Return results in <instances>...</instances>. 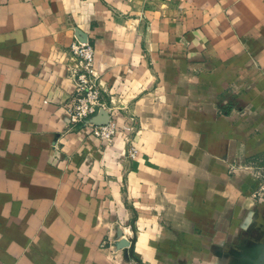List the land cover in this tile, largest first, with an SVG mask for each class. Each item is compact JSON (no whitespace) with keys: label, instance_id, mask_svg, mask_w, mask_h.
<instances>
[{"label":"crops","instance_id":"obj_1","mask_svg":"<svg viewBox=\"0 0 264 264\" xmlns=\"http://www.w3.org/2000/svg\"><path fill=\"white\" fill-rule=\"evenodd\" d=\"M79 33L109 147L65 110ZM262 165L264 0H0V264H119L116 225L131 264H264Z\"/></svg>","mask_w":264,"mask_h":264},{"label":"built area","instance_id":"obj_2","mask_svg":"<svg viewBox=\"0 0 264 264\" xmlns=\"http://www.w3.org/2000/svg\"><path fill=\"white\" fill-rule=\"evenodd\" d=\"M70 57L75 60L76 65L69 68V78L74 85V93L65 105L69 122L72 127L83 126L89 133L98 139L105 147L113 144L119 135V130L112 117L111 109L99 88L97 76L94 70V49L86 38L76 34L74 41L69 46ZM102 112L108 114V121L97 124V119ZM130 129V128H127ZM124 157L132 160L137 156V150L133 145L132 137L124 138ZM255 177L262 182L256 196L264 195V165L254 168Z\"/></svg>","mask_w":264,"mask_h":264},{"label":"rangeland","instance_id":"obj_3","mask_svg":"<svg viewBox=\"0 0 264 264\" xmlns=\"http://www.w3.org/2000/svg\"><path fill=\"white\" fill-rule=\"evenodd\" d=\"M261 175L263 176L262 179L264 180V174L261 173ZM260 183L263 184L262 182H260ZM116 226L119 228V235H118V239L119 240H118L117 245H116V246H119L118 247V252H119V255H118L119 261H118V263L119 264H131L126 259L127 257L125 256V250H126V247H127V241L131 242V240H133V237L131 236L132 228H128V227L123 226V225H116ZM102 246H103V248L104 247L109 248L111 246H114V243H111V241L107 240V241H105L102 244ZM139 264H142V262L139 261Z\"/></svg>","mask_w":264,"mask_h":264},{"label":"water","instance_id":"obj_4","mask_svg":"<svg viewBox=\"0 0 264 264\" xmlns=\"http://www.w3.org/2000/svg\"><path fill=\"white\" fill-rule=\"evenodd\" d=\"M107 121H108V114L105 112H102L101 115L97 117V119H94V122L97 124H103L106 123Z\"/></svg>","mask_w":264,"mask_h":264}]
</instances>
